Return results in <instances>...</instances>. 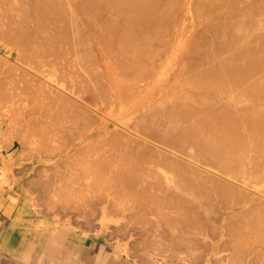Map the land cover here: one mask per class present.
<instances>
[{"label":"bare ground","instance_id":"6f19581e","mask_svg":"<svg viewBox=\"0 0 264 264\" xmlns=\"http://www.w3.org/2000/svg\"><path fill=\"white\" fill-rule=\"evenodd\" d=\"M181 10L206 22L191 44L187 37L183 42L182 34L176 36L171 58H161L156 50L159 43L167 45L169 28L174 29ZM98 15L104 20L93 26ZM86 18L91 23L83 24ZM29 23L38 25L34 35ZM98 42L106 55L91 51ZM189 44L203 62L178 70L183 55L174 54ZM111 53L114 60L107 59ZM2 54L16 55L24 64L27 58L34 74H41V82L35 76L36 85L28 84L36 93L13 92L17 105L2 113L20 119L40 114L35 126L42 132L59 121L73 126L49 127L55 137L59 130L83 128L76 138L78 129L69 135L74 138L71 148L52 157L63 158L60 165L70 171L60 184L55 183L58 173L44 180L49 205L67 207L73 197L87 200L92 193L111 197L110 209L133 212L134 226H141L133 241L146 255L145 264H264V0H0ZM93 56L96 75L80 77L76 69L73 74L74 62ZM173 70L180 83L168 85ZM67 82L78 84L80 92L71 87L78 97L82 94L79 99L84 92L92 98L72 100L64 89L57 93L49 87H66ZM141 126L166 140H146L138 134ZM106 140L111 143L107 147ZM123 244L112 253L117 262ZM93 252L86 250L84 257L91 259ZM131 254L135 257V250Z\"/></svg>","mask_w":264,"mask_h":264},{"label":"rangeland","instance_id":"374dc122","mask_svg":"<svg viewBox=\"0 0 264 264\" xmlns=\"http://www.w3.org/2000/svg\"><path fill=\"white\" fill-rule=\"evenodd\" d=\"M191 2H190V4H191ZM75 9H76V7H75ZM99 16H100V18H99ZM82 17L84 18V16H82ZM95 17L97 19H99V20H97L96 18H95L96 20L95 19L94 20L92 19L91 21H96L97 22L93 26H97V24L99 25L100 24L99 21L104 20V19H102L103 16L101 17V15H98V16H95ZM202 18L206 20L207 19V16L205 15ZM17 20H18V18L16 19V21ZM91 21H88V19H87V21L86 20L85 21L83 20V24L91 23ZM17 22H19V21H17ZM20 22H19V24H20ZM30 22H32V21H30ZM173 22H174L173 21V18H172V16H170V18H169V24L171 25V23H173ZM205 22L206 21H204L202 23L199 20V18L196 19V20H194L191 17L190 14L187 15L186 13H184L183 10H181V14H180V16L178 18L177 24H175L174 29H172L173 28L172 26L169 28L168 34L169 33L170 34L169 35L167 34V37H166V39H167L166 40L167 41V45H165L166 42L164 43L165 46L164 45H161V43H159L160 46L162 47L161 48L159 46V44H157V42H156L154 44V48L157 45L160 48L158 47L157 50L155 48V50L158 51L160 49L158 51V52H161L159 54L160 57L161 56L164 57L165 54H166V58L167 57H170L171 58V55H172V52H173L172 42L176 38V36L178 38L182 34L181 37L183 39V42L184 41L187 42V39H188V40H190V44H191L192 40L195 39L193 37H196L197 35L199 36L198 33L202 29V24H204ZM32 23H29L30 26L28 25L29 26V30H31V27H33L32 26ZM33 25H34V23H33ZM172 25L174 26V23ZM12 26H11V28H12ZM28 26H27V28L25 26H22L23 27V30L25 28L24 31H27ZM35 26L32 28L31 31H28V32L31 33L33 31V29L35 30L37 28L38 25H35ZM85 26H87V25H85ZM88 30L91 31L90 28L87 29L86 31H88ZM33 33L34 32H32L31 34H33ZM88 33H90V32H88ZM183 34H185V37H184ZM186 37H187V39H186ZM101 44L98 42L97 47L94 44V46L96 48L93 47L91 51H93V52H97L98 51V52H100V54L103 53V54L106 55L107 53H104L103 52V51H106V50L103 49V48H105V46H103V43L102 42H101ZM190 44L186 48H183V50L181 52H177L175 50L176 53L174 55H179V54H180V56L183 55L182 56V59L179 60L178 63L176 64L179 67L178 70L184 68L185 65L188 66L192 62L194 64H199L200 61L203 62V59L204 58L203 59L200 58L202 56L195 55V57H194V54L191 53ZM187 45H188V43H187ZM47 52H48V56H49V52H51V51H47ZM88 52H89V50H88ZM21 55H24V54L22 53ZM46 55H44V57H47ZM110 55H112V56H108L107 55L108 56L107 59L114 60L115 58L113 57V54L111 53ZM26 56H28V55H26ZM196 56H198V57H196ZM184 57H186V58L189 57V60L188 61H190V62H188V61L185 62L183 60ZM25 58L26 57H23V60L22 59L21 60L23 62H25ZM50 58H52L51 55H50L49 59ZM101 58H102V60L103 59H106V57L104 55ZM186 58H185V60H186ZM88 59H86V60L85 59H80L79 61H76V63L74 62L75 65H74L73 71H72L73 74H74V71L77 70L78 73L76 72V74H77V76L80 75V77H82L83 75H84L83 77H85V75H87L88 73H91V72L93 74L95 73V75H96V72L94 71V69H96L97 66L95 68H93L94 67V64L93 63H96V61H93L92 60V59H95V58L93 56L92 58L91 57L90 58L88 57ZM26 60H27V62H26V64H24L20 60H17L16 59V55H14L13 58H9V57H7L6 55H3V54L0 56V153L1 152H11L10 151V149H11L10 147L13 146V144H14V147L13 148H14L15 151L12 152L11 157H14L15 156L14 159L18 160L19 163H20V165L16 168V171H17L18 174L20 173L22 175V184H23V191H24L23 192V195H24V198L28 200V201L26 200V202L28 203V207H29L30 213L33 215V217H35V218H37L39 220L44 221V223L47 224V226H46L47 228H52L53 230L58 231V232H64V234L66 235V237H64L65 240H67V237H69L71 244L76 239L77 241L82 242V245L85 248L91 249L93 245H96V246H102L104 249L105 248L110 249L111 250V255H112V253H113L116 245L117 244H120V243L121 244L124 243L123 246L126 249H122L121 262H117L116 261V258H114V256L112 255L111 256V260L113 261L112 264H127V261L126 260H127L128 257H130L129 255L131 253H132L131 256H134V250H135V253H136V256L135 257H137V258L130 257V258H132V260H131V263H129V264H136L135 262H137V264L138 263L143 264L144 261L145 262L147 261V260H144V257L146 255L143 256V254H144L143 252L140 255L141 252L139 253L138 250L141 247L139 246V244H138L139 247L137 245H135V242L138 241L139 234L142 231L141 230V226L139 228H138L137 224H135L136 227L134 226V222H133V219H132V218H134L133 217V212L127 211V210L126 211H122V210H120V211H114V210L110 209L109 206H110L111 201H112V199H110L111 197L110 198L109 197L107 198L105 196V197L101 198L100 196H96V194L92 193V196L91 195H87L90 198H88L86 196V198H88L87 200L84 198L85 196H82L81 197L79 195L80 196L79 199L77 198L79 196H76L75 198L77 200L75 202H76V206L78 204V207L75 206V202H74L75 198L74 197H73V199L71 198L72 200H70L71 201L70 203H67V207H66V204L63 207V203L62 202H60L59 204L56 203L55 206L49 205V204H51V202L49 201L48 197H46V195L43 193V188H44L43 185H46L47 184V181L45 182L44 180L50 179L53 176H55L56 173H58V176H55V181H56L55 183L56 184H60L61 183L60 179H65L63 177L67 175V171H70L69 169L67 170V166L64 167L63 164L60 165V162H61V160L63 158L57 160V158H52V157L55 156V154H57L58 151H61L62 149H67L68 146L71 145L70 144L71 141L78 136L79 132H81L83 128L80 127L81 125H78L81 129L80 128L78 129V127L75 128V126H77V125H75L74 126V129H73L74 132H73V130L72 131L66 130L67 132L70 131L69 134H67V132H65V129H69L68 127H70V126L73 127V126L70 125V124H67V125L64 124V122L66 123V121H64L63 123H62V121H59L58 122L59 124L58 123H55L54 126H50V125L49 126H46L45 127V130L47 128L49 129V127H51V129L52 128L53 129H57V128H60L61 127V130H62V128L65 127L64 125L67 126V128L65 127V129H63V131L60 132V133H58L60 130L59 131L56 130L57 131L56 132L57 135L55 134L56 135V137H55L53 135V133L55 131H53V133H52V131L49 129V133H48L49 135H48V134H46L48 132V129L45 132H42V131H44V128H43V130L42 129L40 130V128L39 129L37 128L38 127L37 125L35 126V124L37 123L36 116L37 117H40V118H43V117H41L40 114L39 115H37V114H34V115L28 114L24 119H22V118L20 119L15 114H8V115H6V114L2 113V111L4 109H6V107L7 108H10V105L11 104H13L14 106L17 105V101H19L18 100L19 98H17L16 94L17 95L20 94L21 91H23V93H21V94H24L26 92L30 93L31 90L32 91H31L30 94H33L34 93L33 91H35V87H34L36 85L35 84L36 83L35 81H37L38 78L41 77V76H38V75H41V74L39 73V74H36L35 75L34 73H35L36 69L34 68L35 69V71H34L33 70V67L34 66L32 67L33 64L30 66V64H29L30 63V60H28L27 58H26ZM145 62H148V61H145ZM27 63L29 64V66H28ZM159 63H161V61ZM89 65H90V68H92L91 71H86L85 72V70L90 69L89 68ZM30 67H32V68H30ZM36 73H38V70H37ZM92 73L89 74V75H92ZM31 76L34 77V81H32L33 80V77H32V79L30 78ZM35 76L36 77L38 76V78H36V80H35ZM176 76L179 77V74H178L177 70L174 71L172 75H169L168 76V79L166 81L168 83V85H172L173 83L174 84L175 83H180V79L177 80V77ZM74 77H76V75H74ZM29 80H31V81H29ZM39 81L41 82V78H40V80H38V83H39ZM28 84H29V86H30V84L31 85L34 84V86H31L32 87L31 88V87L28 86ZM49 84L51 85L49 87H52V89L55 90L57 93L58 92H62L63 89H64V93L63 92L62 93L63 94H66V97L68 96V98H70L72 100L79 99L82 96V94H81L80 97H78V95L76 93L77 90L79 89V88L77 89V87H79V86H78V84L75 85L76 83L75 84L72 83V84L74 86H76L75 88L77 90L75 88L72 89L74 86L71 83L67 82L66 83L67 85L65 84L66 87H68V88H70L71 86H73V87H71L70 91L72 93L75 92L74 94H72L70 91H68L69 89H67L65 86L62 87L60 84L57 85V83L56 84L52 83L53 85L51 83H49ZM27 87H29L30 89L27 88ZM58 87L61 88V89H59ZM65 88H66V92L67 93L65 92ZM25 89L26 90L28 89L29 91H25ZM13 92H17L16 94H14V96L16 97V99L15 98L13 99L14 96L11 97V95H12ZM78 92H80V91L78 90ZM82 92H83V90H82ZM35 93H36V91H35ZM62 93H59V94H62ZM85 93L86 92H84V94H83L84 97H82L81 99L85 98L84 100H87L88 99L87 97H89V98L91 97L92 98V96H86V94L88 95V93H86V94ZM72 95L75 96V97L77 96V98H74V97L72 98ZM30 96H32V95H30ZM33 98H34V95H33ZM33 98L31 97V99L33 100L34 103H35V101H38L37 100V97H35L34 99ZM81 99H79V100H81ZM84 100H82L83 103H84ZM82 101H78L79 104H83V103H81ZM88 101H89V99H88ZM86 103L89 104V102L86 101L83 104L84 107H85V105H87ZM8 105H9V107H8ZM13 105H11V107ZM33 117H35V118H33ZM30 118H32V119L30 120ZM18 119H20V120H18ZM33 119L35 121H33ZM15 120H16V122H15ZM39 120L40 119H38V121ZM41 120L42 121L43 120L45 121V118L44 119H41ZM18 121H20L21 123L18 122ZM32 122H34V123H32ZM25 123H29V124H25ZM55 125H57L58 127L57 126L55 127ZM35 127L38 130L37 129L35 130ZM31 128L32 129L34 128V129L32 130ZM113 128H117L118 130H120V132L123 131L122 130L123 128H121V127L119 128V126H117V125L115 127L113 126ZM77 129H78V131H77ZM140 129H141V131L138 129L139 130L138 131L139 136L144 137L146 140L148 139V141H150V142L152 140H154L152 142H155V143L157 141L158 142L161 141V139L166 140L165 137L163 138V136H160V135L157 136L154 133H152V131H150L149 128H148L149 131H146L147 129H143L142 126H141ZM39 130L41 132H39ZM50 131H51V133H50ZM76 131H77V133H75ZM124 131L126 132L125 129H124ZM71 132H73V134L74 133L76 134V136L73 135L74 138L72 136L71 137L69 136L70 134L72 135ZM40 133H42V134L44 133V135H42ZM62 133L65 134V135L62 136ZM147 133H149L148 136L150 138L147 136ZM34 134H35V137H34ZM60 134H61L62 137L60 136ZM50 135L51 136H54L56 138V141H55V138L51 137ZM67 136H69L70 138L69 137L67 138ZM154 136H156V137H154ZM63 137H64V140H67L68 139V141H65L64 142V140H63L62 143L61 142L59 143V140H61ZM21 138H22V141H21ZM45 138H47L49 141L47 139H45ZM58 138H59V140H58ZM71 138H73V139H71ZM53 139H54L55 142H58L59 144L58 143L55 144V142L53 143ZM69 139H70V142H69ZM23 140L25 142H23ZM46 140H47V143H46ZM19 141H21V142H19ZM26 141H27V143H26ZM28 141H29V143H28ZM39 141L42 144H40ZM107 142H108L109 145L111 144V143H109V140H106V143H104V141H103V145L106 144V145H104L106 147L108 145ZM21 143H22V145H20ZM43 143H46L45 146L43 145ZM49 144H50L51 147L50 146L48 147ZM69 147L71 148V146H69ZM73 151L74 150H72V152ZM180 154L181 155H184L182 153H180ZM43 174H45V176L48 177V178H46L45 176H43ZM43 181L45 182L44 184L42 183ZM40 194H41V196H40ZM82 198L85 201H83ZM81 200H82V202H80ZM263 200H264V198H263ZM68 204H70L71 207L68 206ZM81 204H82V207H81ZM105 205H106V207L107 206L108 207L107 208L104 207ZM83 206H85L86 208H84ZM76 208H77V210H76ZM90 210H91V212H90ZM134 215L136 216L137 213L134 212ZM135 220H136V218L134 219V221ZM131 222H132V224H131ZM126 228H127V230H126ZM126 231H127V233H126ZM137 237H138V239H137ZM134 239L135 240L137 239V240L136 241H133ZM119 240L121 242H118ZM132 241H133V243L135 245V248H133L134 246H131V245H133L132 244ZM125 243H128V244L125 245ZM130 247L133 248L134 250L133 249H130ZM136 247H138V248H136ZM140 251H141V249H140ZM181 252H182V250H181ZM181 252L179 251L178 253L181 254V255H183L184 253L183 252L181 253ZM127 253L129 255H127ZM137 253H138V255H137ZM146 258L147 257H145V259ZM139 259H140V261H143V260L144 261L142 263L141 262H138ZM114 260H115V262H114ZM150 261H152V260H150ZM145 262H144V264H145ZM160 262H162V264H165V263H163V261H160ZM174 262L177 263V264H179V261L178 260H175L173 262L170 261L169 263L173 264ZM148 264H154V263L152 261V262H148Z\"/></svg>","mask_w":264,"mask_h":264},{"label":"crops","instance_id":"0c3cea01","mask_svg":"<svg viewBox=\"0 0 264 264\" xmlns=\"http://www.w3.org/2000/svg\"><path fill=\"white\" fill-rule=\"evenodd\" d=\"M10 151L0 153V264H112L110 249L107 253L102 246L85 248L76 239L71 244L64 232L33 217L23 195L22 175L16 171L20 163L11 157L13 147ZM86 250H94L91 259L84 257Z\"/></svg>","mask_w":264,"mask_h":264}]
</instances>
